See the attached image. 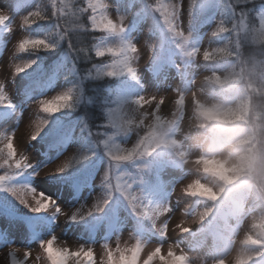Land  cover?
<instances>
[{
  "label": "rangeland",
  "instance_id": "374dc122",
  "mask_svg": "<svg viewBox=\"0 0 264 264\" xmlns=\"http://www.w3.org/2000/svg\"><path fill=\"white\" fill-rule=\"evenodd\" d=\"M18 0H0V11H4L8 20L5 24L6 29L0 32V84H2L3 92L6 97L5 105L10 102L11 104L19 105L16 107V112L13 114H6L0 119V143L7 138L9 135H18L21 140L26 138V141L22 143V154L27 157L29 167L26 169H15L9 168L6 165L0 166V175L7 177H16L19 174H27L33 179V185L25 186L18 185L15 183L5 186V188H17V189H27L30 188L37 193H42L44 196L50 198L55 202L53 208H49L46 212L34 213L29 210L28 207L22 205L13 195L8 191H0V203L13 208L18 214H30L37 215L42 214L43 218H48L55 216V221L50 226H44V232L41 234V239L33 244H28L26 242V233L23 230L22 222L19 220L10 223V229L12 231V236H8L9 243L3 245L0 243V264H11L8 257V251L13 249H19L16 252L18 260L23 259V252L29 251L30 257L28 264H46V261L42 254L39 252V243L43 240L55 237L57 243L56 246L61 245L67 246L72 250H76L80 247H92L94 249V264H104L106 261V252L103 246L110 245L111 247L116 246V240L120 239L121 247L131 246L134 241L129 239L132 236V228L136 227L135 224H126L115 232L110 241L100 240L97 243H87L77 237V234H82L84 236H89L87 230V224L89 222L96 221L98 219L99 213L93 212L92 215H86L83 219H78L73 222L71 216L74 213L84 214L93 205L102 203L103 196L101 193V186L104 181V172H100L96 175L93 182L94 188L88 189V193H83L82 197L74 196L71 189L68 186H63L60 181L65 178H69L74 173L82 170L88 165L86 161H82L79 164L73 163L72 167L66 170L62 174H45L47 171L53 169L60 162L73 161L81 156H87V149L83 148L82 142L84 141V131L79 127L74 136L72 144H69L68 149L57 159L55 153H52L45 159H39L38 153L34 151L35 147L44 148L47 142L53 137L54 127L57 126L61 121L66 120L64 112L60 117L57 113L52 115H45L39 113L38 102L44 98H51L54 95L61 94L71 90L72 92V102L76 96L82 98V93L84 88H80V95L78 92H73L71 84L65 80L68 70L71 68L69 65L64 63L63 67L56 73L57 82L40 98H34L30 101H25L23 99L22 90L24 89L27 80L36 74L40 70L45 62L42 57H37L38 55H45L50 52L57 53L60 50H70L69 39L67 41H59L58 47L51 51L37 50L29 51L25 53L18 52L15 49V44L19 43L20 39L27 37L31 38H44L41 33L36 32L37 23L33 24L31 27H26L34 30L32 33L26 32L21 26L22 18L31 12L34 7H37L39 3L48 4L49 0H36L34 6L26 8L21 6V4L16 3ZM40 1V2H39ZM107 5V12L110 18L114 22H118L117 18H123L125 24V32L119 36H112L105 41H103V46L116 45L121 41L126 43H132L140 48V54L136 59L137 73L135 79L139 83L138 92H134L132 95L124 94L120 99H122L123 107L130 109L132 107L131 101L140 95H152L166 96L165 105H162L160 111V116L163 118L160 121H153L151 116L145 121V127L139 130L131 129H120L119 128V145L121 146H131L132 143L138 138L137 131L140 134L146 130V127L151 126V131L153 133L155 151L158 149V145L162 137L167 133V130L171 127L172 122L177 119L178 111L184 113L181 119L176 135L168 142V150L166 151L167 156L170 159L180 158L183 154V159H191L193 154L202 147H207L208 144H201V140L206 136V127L209 126V130L223 129L217 127L214 121H205L199 114L196 108V104L199 103L202 106H211L213 104L219 105L221 107H234L240 104L239 101H234L230 104H225L222 97H213L210 95V90L213 85H204L201 82L203 75H210L211 73H216L222 78L224 76L231 77L230 68L225 70H219L218 67L215 68L213 72H210V64L203 62L198 59H189L184 55L179 58L178 66L170 70V72L163 73L157 77V79H151L149 76L148 68H153V64L156 61L158 54V46L160 45L162 31H160V36L155 37L151 34L153 30L158 29L157 22L153 16L148 20H145L143 24L136 30L132 31L129 27V19L132 16L141 17L140 14L144 9L145 3L140 1L132 9L126 8L125 5L116 4L115 0H103ZM169 2H175V0H169ZM181 2V12L179 15V24L181 28L188 35L189 39L185 45V48L190 50L194 47L193 37L195 33L192 31L191 24L196 26L199 25L198 16L203 12H208L210 10V5L212 0H197V3L189 16L187 10V0H180ZM36 5V6H35ZM249 13V11H248ZM252 24L255 23L258 26V21H256V13L254 12L253 17L249 18ZM215 21L209 22L201 27H199V33L202 36V44L197 48L219 46V41L216 38L210 36L211 31L215 27ZM8 29H11L10 31ZM84 46L86 49L90 47L92 49L91 35L85 34ZM172 40L178 43L174 38ZM62 44H61V43ZM241 42L245 44V50L239 53L242 63L239 65V70L243 71L241 80L245 83H251L253 85H259L261 81V63L264 59V29L255 28L250 30L247 35L241 37ZM149 45H151V51L149 52ZM262 45L263 50L256 54V50ZM84 49V50H86ZM187 59L191 61V64H187ZM24 63H30L31 66L25 71L15 74V68L17 65L22 66ZM101 78V75H97ZM233 82V81H231ZM230 82V83H231ZM235 82L230 86H234ZM174 89H178L179 93L183 96V102L181 105L177 106L175 100L178 96L173 93ZM105 91V90H104ZM159 98V97H158ZM256 101L259 97L255 98ZM231 105V106H230ZM243 108V103L240 104ZM252 104L250 105L252 111ZM2 107V106H0ZM155 105L148 106L145 105V109L151 113L154 110ZM68 109V108H66ZM80 111V110H79ZM175 113V115H174ZM46 121V125L35 140L30 139L31 133L35 130L36 125L39 121ZM214 123L213 126L212 124ZM199 125H205V127H199ZM126 133H130V137L126 138ZM175 142V143H174ZM228 145V144H227ZM14 146H15V136H14ZM33 146V147H32ZM223 149V148H222ZM220 149V150H222ZM53 160V161H50ZM192 165L186 164L184 161L182 163V169L179 171L170 172L166 175L165 180L161 185V189L157 194L152 195L147 199H140L139 194V183L130 180L128 176H124V182L131 185L129 191L134 193L138 200L145 206L151 208L164 207L167 206L170 211L168 213H162L155 217H140V221L146 224L148 231L147 235L149 238H136L143 245H153V246H163L166 253L169 245H178V251H183V253L188 257L187 264H212L213 261L217 259L226 260L233 254L245 251L241 241L246 234L252 232L250 224L253 219H256L259 215H262L261 210H257L256 213L247 217L243 224L233 233L231 237L228 230H223L219 237L216 239L214 237L206 236L202 239L192 238L191 232L199 230L204 222L199 225H193L189 233L179 235L175 232V224L180 218L185 220H191L197 217L201 211L206 210V208H213V202L209 201L204 203L203 201L198 205L194 212L188 213V209L192 204L191 197H186L178 192V189L187 180L192 177ZM63 186V187H60ZM225 186V185H224ZM172 190L170 196L167 192ZM73 199V200H72ZM202 199V198H201ZM246 203L245 201L241 202ZM59 208L63 215L57 213L54 209ZM186 209V211H185ZM245 212L240 210L238 215ZM182 216V217H181ZM227 219L232 224L234 219L227 216ZM40 223H43L42 219L39 218ZM169 224V234L166 238H161L154 228L155 225ZM8 224V223H6ZM125 222L120 221V225H124ZM254 234V233H253ZM134 237V236H132ZM179 237L183 238L185 241L182 242ZM237 237V238H236ZM135 238V237H134ZM194 240L202 242V246L199 249L190 251L186 248V244H191ZM233 240V242L231 241ZM215 243L218 247V253L215 251L209 253L208 248L212 243ZM257 249L248 248L246 251L249 253L255 252ZM258 251V250H257ZM143 256V253H142ZM142 264V261H141ZM247 264V261H246Z\"/></svg>",
  "mask_w": 264,
  "mask_h": 264
},
{
  "label": "snow or ice",
  "instance_id": "6c2138e0",
  "mask_svg": "<svg viewBox=\"0 0 264 264\" xmlns=\"http://www.w3.org/2000/svg\"><path fill=\"white\" fill-rule=\"evenodd\" d=\"M250 3L251 0H232L229 7L232 12V18L230 23H226L223 20L218 21L215 24L214 29L211 31L210 36L212 38L225 37L227 40L224 44L220 46L204 47V48H192L190 50L185 48V45L189 39L188 35L181 28L179 24V15L181 12V2L180 0H175V2H169V0H156L155 4L151 3L149 0V5L160 20V23L164 26L171 36L178 41L176 43L177 49H179L182 54L189 59H198L203 62L213 64L218 62L223 57L235 58L240 50L241 37L247 35L250 30L255 28L264 29V13L257 15L256 21H258V26L254 25L249 19L248 12L240 9L236 10L235 4ZM197 3V0H187V10L189 16ZM90 10L89 23L90 30L93 33L99 32L102 34H108L112 36H119L124 33L126 28L124 24V19L117 18L118 22H114L110 18L107 12V5L103 0H88L87 8L81 9V12H87ZM64 13L58 14L53 6V11L51 16L42 14L41 11H31L26 14L21 21L22 27H31L33 24L43 21L45 19H56L59 20ZM8 20V16L4 11H0V27H3ZM9 31L11 29H8ZM86 30L89 29L86 27ZM65 29L63 33H66ZM15 49L18 52L25 53L29 51L44 50L48 51L51 49V45L46 38H31L25 36V38L20 39L19 43L15 44ZM86 56L89 52L97 60H103L104 57H110V63H104L101 68L98 69L97 75H101L108 78H117L127 76L135 79L137 73L136 59L140 54V48L132 43H126L121 41L116 45H97L94 49H89L87 51L79 49ZM151 51V45H149V52ZM31 66L30 63H24L22 66L17 65L15 68V74H19L25 71ZM208 81L217 86H223L227 81L216 73H211L208 75ZM178 98L175 100V104L179 107L183 102V96L179 93L178 89H174ZM159 97V98H158ZM166 96L156 94L152 95H140L131 101L132 107L127 109L125 107H117L110 114V123L113 127L120 129H131L139 130L145 127V121L151 116L153 121H160L163 119L160 116V111L162 105H165ZM6 97L3 92L2 84H0V106H4ZM145 105L152 106L155 105L154 110L149 113L145 109ZM10 106V105H7ZM72 106V92L71 90L63 92L58 95H54L51 98H44L38 102V111L45 115H52L60 112L63 109L70 108ZM198 114L205 120L209 121L205 116V111H217L219 110L215 105L202 106L199 103L196 104ZM175 115V113H174ZM46 125V121H39L36 125L35 130L31 133L30 139L35 140L40 132ZM199 127H205V125H199ZM138 138L131 146H121L119 144H111L102 141L104 146L107 148L106 156L113 164H119L122 162L133 161L139 158H145L151 156L155 152V145L153 139V133L151 131V126L146 127L143 134L139 131ZM14 136H15V146H14ZM109 141L112 137L108 138ZM26 141L21 140L18 135H9L0 143V166L6 165L9 168L15 169H26L29 167L27 157L22 154V143ZM89 159L88 156H81L74 159L73 161L60 162L53 169L47 171L46 173L51 174H62L70 167L73 163L79 164L84 160ZM115 175L105 173L104 182L105 186L109 189V193L115 191L119 193L128 202L134 215L142 217H155L162 213H168L170 209L167 206L151 208L142 204L137 196L129 191L131 185L124 182L121 176H117V182L115 186L112 184V176ZM9 178L0 175V190L8 191L13 195L22 205L28 207L30 211L34 213L46 212L49 208H53L55 202L50 198L44 196L42 193H37L36 191L27 189H17V188H5V181ZM221 190L213 191L211 188L204 195L209 201L215 202L221 194ZM109 200L104 199L102 203L93 205L84 214L74 213L71 216L73 222L78 219H83L86 215H92L93 212L100 213L103 211L104 207L108 204ZM60 215L63 213L59 208L54 209ZM210 215L208 210L201 211L199 213L198 222L203 223L205 218ZM264 224V215H259L256 219H253L250 228L252 232L246 234L241 241L245 251L238 253L233 259L234 264L236 260H243L245 258L247 264H253L254 260L259 259L264 256V233L260 231V225ZM157 233L161 238H166L169 234L170 225L165 223L162 225H153ZM191 227L186 226V223H176L175 232L179 235L189 233ZM254 233V234H253ZM251 236L252 240L256 243L245 242ZM129 239L134 241L131 246L121 247L120 239L116 240V246L113 248L110 245L103 246L106 252V261L104 264H129V258L132 257L135 252V264H144L141 259L142 253L144 251L145 245H143L136 238L129 236ZM55 237L43 240L39 243V252L44 257L46 264H94V249L92 247H80L76 250L61 245L56 246ZM255 248L258 251L249 253L246 251L248 248ZM180 248L178 245H170L165 253L163 246H156L154 251L157 255L152 256L148 259V264H168V261L180 257V260L187 264L188 257L183 253V251H178ZM182 249V248H180ZM19 249H13L8 251V257L11 264H28L30 252H23V259L18 260L16 252ZM216 264H227L226 260H216Z\"/></svg>",
  "mask_w": 264,
  "mask_h": 264
},
{
  "label": "clouds",
  "instance_id": "9594fccd",
  "mask_svg": "<svg viewBox=\"0 0 264 264\" xmlns=\"http://www.w3.org/2000/svg\"><path fill=\"white\" fill-rule=\"evenodd\" d=\"M223 78L227 81L226 84L231 82V77L224 76ZM201 82L204 85L212 84L208 81V75H203ZM242 87L245 90L250 89L255 96L259 97V100L253 103L251 112L245 111L240 104L234 107H221L213 104L219 110L205 111L204 114L209 121L232 125L236 132L231 142L222 150L209 151L205 146L197 150L191 159L184 160L186 164L192 165L193 175L179 187L178 192L181 195L204 198L209 201L204 194L210 188L213 191L221 190L223 192L225 184L242 181L249 201L259 200L261 204H264V78L261 79L259 85L245 83ZM181 158L183 159V154ZM229 193L233 194L235 198L242 194L239 188L233 189ZM206 210L210 214L213 212V208H206ZM198 218L199 214L191 220L180 218L176 223H186V226L192 228L193 225L201 224L198 222ZM260 227H264V224H261ZM245 242L256 243L251 236H248ZM155 247L153 245L144 247L141 257L144 264H148L146 258H150V254L157 255L154 251ZM135 256L134 252L129 258V264H135ZM235 256L233 254L227 258V264H234ZM246 259L236 260L235 264H246ZM180 262V257H175L169 260L168 264H180ZM212 264H216V260Z\"/></svg>",
  "mask_w": 264,
  "mask_h": 264
},
{
  "label": "trees",
  "instance_id": "16d2710c",
  "mask_svg": "<svg viewBox=\"0 0 264 264\" xmlns=\"http://www.w3.org/2000/svg\"><path fill=\"white\" fill-rule=\"evenodd\" d=\"M221 4L224 7V11H222L221 17L219 19L225 21L226 23H230L231 22V18H232V12L231 9L229 8V4L232 2V0H230V3H227L225 1L222 2ZM257 2H264V0H251L250 3H243V4H235L234 7L236 8V10H240L243 9L245 11H249L248 15L251 17L253 16V12H254V6ZM53 6H55V10L57 11L58 14L60 13H64V15L61 16V18L59 20L56 19H45L43 21L38 22V24L44 26L47 30L48 33L51 32L52 30L55 31H60L61 34H67V37H69V40L71 41V44L74 48V51L76 53V55L78 56V58L81 60V57L84 58L82 61H80L78 63V66L80 67L81 71H82V66L84 62H88L90 64V68L92 69L94 66V63H100L102 60H97L91 52L88 53V55L86 56L83 52L79 51V49H86L84 46V40H85V35L84 33L87 31L86 27L88 28V24L86 21V13L81 12V9H84L85 5L83 2H81L80 0H49V3L47 5V7H45V12L43 13L44 15H49L51 16L52 11H53ZM67 30L66 33H63L64 30ZM89 31V30H88ZM86 34V33H85ZM224 39H227V37H224ZM240 50L237 54L242 53L245 50V44H243L241 42L240 45ZM56 48L53 49V51ZM89 50L86 49L85 51ZM263 50L262 45H260L259 49L256 50V54L260 53ZM235 54V55H237ZM223 58H228L227 61L229 62V60L233 61L235 58L232 57H223ZM239 61H236V64ZM94 69V68H93ZM236 70L234 71V73H236ZM241 71L238 70V75L235 74L234 77H232L233 79L238 80L239 78V74ZM87 81H83L82 85L83 87H86V91L89 92V95L93 98V104L90 105L89 107H87L88 111H81L79 113L83 114L85 117V120L88 122V126H84L87 130L89 127V131L92 134V138L94 141L89 140L88 139V143L92 146H95L96 141L98 140V135L100 136L101 133H99V130L102 126V124H104L103 120H102V112H101V107L98 105V103L101 100V96L104 93V86H98L96 85V83L88 86L87 85ZM88 92L85 94L86 96H88ZM250 100L252 102V104L256 101L255 98H257L258 96L255 97V95L253 93H250ZM78 100L74 103H72V106L68 109H63L60 112L57 113L58 117H60L62 115V113L64 112V114H72L75 110L79 111L78 109ZM82 104L80 103V108H81ZM245 109V108H244ZM250 108H246L245 111L249 112ZM56 114V113H55ZM215 124H217L218 126H229L228 124H224V123H219V122H215ZM96 131V132H95ZM95 134V135H93ZM95 142V143H94ZM102 148H105L104 144L101 145ZM155 153H157V151H155ZM154 154V153H153ZM153 154L149 157H145V158H140V159H145V161L150 162L152 159ZM90 159V157H89ZM138 162L134 161V168L136 173H140L141 172V168H140V161L139 159ZM86 161V160H85ZM125 165V163L123 164ZM134 171V170H133ZM136 177V176H135ZM137 178V177H136ZM230 187L231 189H236V188H243V184L242 181H236L233 182V184H227L225 186V188ZM108 191V189H104V192ZM227 192V191H226ZM226 192H221L220 196L218 197L217 201L221 202H226L228 199L225 198L224 199V195ZM109 193V192H108ZM219 201V202H220ZM260 231L262 233H264V228L260 227ZM263 256H261L262 258ZM259 261V259L254 260L253 264L257 263Z\"/></svg>",
  "mask_w": 264,
  "mask_h": 264
}]
</instances>
